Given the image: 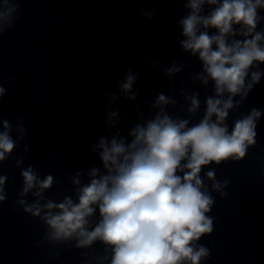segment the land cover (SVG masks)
Segmentation results:
<instances>
[{
  "label": "clouds",
  "instance_id": "1",
  "mask_svg": "<svg viewBox=\"0 0 264 264\" xmlns=\"http://www.w3.org/2000/svg\"><path fill=\"white\" fill-rule=\"evenodd\" d=\"M177 2L186 10L176 21L179 46L201 64L187 83L203 89L211 84V94L202 102L199 91L181 88V104L160 92L143 102L147 113L136 104V123L125 134L117 102L136 101L139 95L134 88L138 74L128 67L118 91L102 92L107 135L90 144L100 166L92 164L68 176L70 194L51 173L41 176L35 166L23 167V155H13L28 135L24 118L17 116L14 124L0 118V167L14 161L22 178L10 210L18 206L40 221L44 232L37 247L82 250L81 264H205L211 258V249L200 241L214 231L213 193L227 198L230 181L218 180L216 169L209 166L243 160L256 145L257 126L264 118V108L253 107L231 126L228 122L264 79V0ZM21 3L0 0V36L15 27ZM140 14L149 21L155 17L148 10ZM148 63L169 84L189 68L176 60L167 66L159 59ZM6 94L0 82V104ZM177 106L183 117L170 111ZM29 151L25 144L23 154ZM7 182V174L0 173V206L8 199ZM54 187L61 191L50 196ZM59 255L49 250V258Z\"/></svg>",
  "mask_w": 264,
  "mask_h": 264
}]
</instances>
